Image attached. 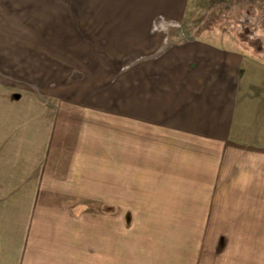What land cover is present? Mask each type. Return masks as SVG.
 <instances>
[{"label": "rangeland", "instance_id": "374dc122", "mask_svg": "<svg viewBox=\"0 0 264 264\" xmlns=\"http://www.w3.org/2000/svg\"><path fill=\"white\" fill-rule=\"evenodd\" d=\"M146 19L152 21L150 32L145 33L148 37L167 30L175 36L172 40L199 38L264 61V0H0V40L10 42L13 49L9 54L0 51V66H6L5 55L15 58L13 68L1 71L0 67V90L13 92L18 101L20 95L43 88L49 99L47 111L60 113L62 109L57 119L71 127L57 151L61 163L42 171L68 175L72 177L68 184L80 189L78 197L62 198L58 215L66 222L79 207V213H88L83 218L93 217L97 223L109 216L114 233L126 238L131 249L127 264H134L141 251L152 248L162 253L166 241L215 257L253 253L254 261L249 263L264 264L262 198L247 197L261 194L264 181H245L254 175L251 171L256 166L247 163L252 160L225 158L205 163L200 161L197 139L188 152L180 144L184 135L144 129L138 119L129 117L132 114L124 113L129 102L124 107L127 100L120 99L119 93L124 94L133 83V72L140 76L135 64L144 66L149 62L146 58L156 54L146 55V39L135 29ZM106 20L109 25L117 20L122 23L110 39L103 31L89 30L88 25L98 29L97 24L103 27ZM106 38H120L122 46L126 44L120 56L114 55L124 57L125 69L122 64L109 69V63L105 65L102 56L96 55L98 45L108 49ZM140 41L143 44L136 52ZM163 63L162 56L155 65L163 67ZM147 66L152 68L151 63ZM118 68L123 69L120 76ZM108 171L110 180L106 179ZM223 171L225 180L212 181L206 190L209 181L205 178L220 177ZM144 172L157 181L154 184L162 188L163 197H119L139 189L141 195L143 184L135 178ZM251 185L254 190L248 192ZM87 190L104 196H82ZM239 237L253 238L255 244L248 249L232 246V239Z\"/></svg>", "mask_w": 264, "mask_h": 264}, {"label": "crops", "instance_id": "0c3cea01", "mask_svg": "<svg viewBox=\"0 0 264 264\" xmlns=\"http://www.w3.org/2000/svg\"><path fill=\"white\" fill-rule=\"evenodd\" d=\"M151 22L146 19L135 26L140 31V38L146 39V55L156 54L146 58L152 68H148V63L144 66L135 64L134 68L141 69L140 76L133 72V83L124 94L119 93L120 99L127 100L124 107L129 102L128 107L123 108L124 113L132 114L129 117L138 119L144 129L156 130L162 135H184L185 140L180 144L188 152L197 139L202 151L200 158L203 160L200 161L205 163L223 162L225 158L252 160L247 163L256 166L254 172L251 171L254 175L246 177L245 181L263 182L264 61L254 60L238 50L200 42L199 38L172 40L175 36L167 30L148 37ZM97 27L88 25L91 32L103 31L110 39L121 30L122 23L117 20L109 25L106 20L103 27L101 24ZM108 39L105 41L110 43L108 49L100 44L96 55L102 56L105 65L109 63V69L121 64L125 69L124 57L119 56L126 44L122 46L119 39ZM142 41L135 45L136 52ZM0 51L13 53L10 42L0 40ZM117 53L119 56H114ZM162 56L164 66L157 67L155 63ZM14 59L5 55L6 66H0L1 71L13 68ZM118 69V72L123 70ZM44 93L42 88L24 96L19 94L21 98L16 101L13 92L0 90V264H127L126 256L131 249L126 238L116 236L109 216L101 217V222L97 223L93 217L83 218L88 213L85 210L79 213V207L74 215L70 212L66 222L58 215L63 209L62 198H76L80 189L78 186L73 189L68 184V178L72 179L68 175L58 174L55 170L42 172H46L45 167L61 163L57 151L63 144L61 137L71 128L57 119L63 113L62 109H59L60 113L47 111L49 99ZM70 111L77 114L75 110ZM238 170L242 171V168ZM108 174L106 179L110 180L109 171ZM223 175L224 171L220 177L215 175L208 180L206 177L204 181L209 182L204 188L210 190L212 181H224ZM135 180L143 184L141 195L139 189L119 197H163L159 193L162 188L157 189L158 184H154L157 181L147 174L142 173ZM67 187L69 189L64 190ZM248 189L251 192L254 185ZM94 195L104 196L94 190L82 194L86 197ZM247 197H261L264 213V190ZM232 240V246L247 249L255 244L253 238ZM161 246L162 253L152 248L144 253L141 251L136 264H250L255 258L253 253H228L221 257L210 253L196 254L184 244L172 246L167 241Z\"/></svg>", "mask_w": 264, "mask_h": 264}]
</instances>
